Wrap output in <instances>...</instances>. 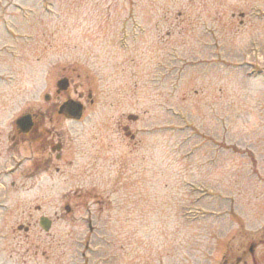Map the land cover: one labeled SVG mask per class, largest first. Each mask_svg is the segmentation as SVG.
Here are the masks:
<instances>
[{"label": "rangeland", "instance_id": "1", "mask_svg": "<svg viewBox=\"0 0 264 264\" xmlns=\"http://www.w3.org/2000/svg\"><path fill=\"white\" fill-rule=\"evenodd\" d=\"M130 1L0 0V175L30 164L25 144L6 150L15 117L85 108L77 125L54 117L77 151L72 178H0V264H214L235 224H264V183L231 146L253 149L264 177V0Z\"/></svg>", "mask_w": 264, "mask_h": 264}, {"label": "flooded vegetation", "instance_id": "2", "mask_svg": "<svg viewBox=\"0 0 264 264\" xmlns=\"http://www.w3.org/2000/svg\"><path fill=\"white\" fill-rule=\"evenodd\" d=\"M49 114L48 112L45 115H32L33 125L31 130L27 134L17 132L13 136L16 142L20 138L22 142H19L26 141L31 147L28 148L31 149V169L28 178L33 180L39 178V176H44L49 181L52 167L54 172L60 173V169L65 172L67 169L76 166L73 162L77 151H73L70 145L67 147L69 139L60 122L58 120L54 122V117L49 116ZM64 121L66 120L64 119ZM69 122L77 123V121ZM45 124H50L52 127ZM15 144L13 143V145ZM34 152H36V157ZM57 164L59 165L56 166ZM235 239V244L229 247L221 256L220 264H264V224L254 232H241L238 238Z\"/></svg>", "mask_w": 264, "mask_h": 264}, {"label": "water", "instance_id": "3", "mask_svg": "<svg viewBox=\"0 0 264 264\" xmlns=\"http://www.w3.org/2000/svg\"><path fill=\"white\" fill-rule=\"evenodd\" d=\"M68 83L66 79H62L60 81H58L57 83V92L63 91L67 88ZM45 99L48 100V96H45ZM81 111H82V106L78 103L75 102H67L65 104H63L60 108H59V114H63L65 115L67 118H72V119H78L81 115ZM17 127L25 132L30 128V118L28 116H24L19 118L16 121ZM39 226L45 231H49L50 227H51V221H49L47 218L42 217L39 220Z\"/></svg>", "mask_w": 264, "mask_h": 264}]
</instances>
